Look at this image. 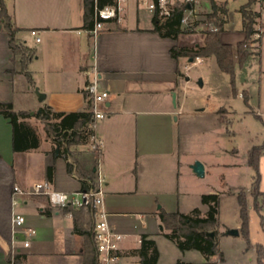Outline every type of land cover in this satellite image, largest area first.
<instances>
[{"label": "crops", "instance_id": "crops-1", "mask_svg": "<svg viewBox=\"0 0 264 264\" xmlns=\"http://www.w3.org/2000/svg\"><path fill=\"white\" fill-rule=\"evenodd\" d=\"M3 3L12 27L17 29L15 43L30 53L23 69L21 56L13 55L0 23V103L11 104L15 112H27L28 117L23 120L33 128L35 120H39L35 114L42 108L64 114L87 111L85 86L91 75L87 76L86 70L94 68L99 87L108 92L107 116L98 122L96 133L103 140L101 163L107 220L122 235L119 264H140L139 256L133 252L140 247L142 234L155 243L156 264H227V256L220 253L219 260L218 252L208 259L202 257V263L193 259L195 250L181 252L164 236L168 232L158 217L160 210L190 214L198 209L201 216L207 211L200 197L209 191L181 192L179 184L175 185V180L179 182L181 177L182 165L179 139L174 131V123L178 121L175 115L187 104L181 68H188L191 61L187 57L174 59L169 50L175 44L185 45L179 44L178 38L175 41L152 31V17L149 14L148 21H144L135 0L127 1L121 22L106 24L95 37L84 27L83 0H3ZM201 3L206 5L209 1ZM261 8L264 9V2L257 0L253 10ZM239 20L238 31L223 30L220 35L223 43L233 45L243 40L240 13ZM33 30L39 42L30 34ZM262 38L264 34L260 44ZM29 41L37 45L30 46ZM36 89L44 95L42 100ZM186 116L183 115V121ZM217 121L220 122L218 118ZM87 144L88 141L76 145L71 151H84ZM41 145L42 181H47L46 167L53 166L50 183L55 189L71 192L82 188L78 171L77 178L68 171L67 160L73 157L67 153L58 156L54 142L52 151L48 142L42 144L39 140L36 149L13 152L11 124L0 114V264H12L9 258L14 254L22 256V264H82L83 240L73 231L70 211L53 208L44 196L30 197L23 205L13 207V185L33 184L21 175L25 160L20 161V157ZM82 154L91 158L86 150ZM15 213L25 218L18 229L12 223ZM237 215L239 218V206ZM216 219L214 230L219 251L218 240L231 235L219 227L218 215ZM29 228L34 233H26ZM230 229L239 232V222ZM26 240L29 245L24 247ZM247 250L241 251V256ZM248 256L256 264L255 253ZM243 260L237 253L231 264H244Z\"/></svg>", "mask_w": 264, "mask_h": 264}, {"label": "rangeland", "instance_id": "rangeland-1", "mask_svg": "<svg viewBox=\"0 0 264 264\" xmlns=\"http://www.w3.org/2000/svg\"><path fill=\"white\" fill-rule=\"evenodd\" d=\"M216 1H218L217 4H223L227 9L222 17L226 24H224L225 27L223 25V30L238 31L240 21L238 10L247 0ZM207 4L200 3L198 7V19L202 22L205 20V14L209 12L210 4ZM139 14L144 21H148L149 13L142 6H139ZM257 22L255 19L253 32L257 28ZM182 30L177 40L179 44L188 47L203 44L204 33L202 31ZM262 34H264V26L258 37L251 34L247 40L245 48L249 56L241 68L238 66L235 68V94L232 91L230 77L219 69L214 57L199 58L200 62L194 59L188 63V68H181L183 73L181 79L184 83L187 104L180 111V115H175L178 121L174 123V131L179 139L182 161L181 177L178 179L179 182L175 180V185L179 184L178 188L181 192L185 189L209 191L204 194L218 192V223L227 235L228 231L233 230L230 227L235 223L239 222L240 228L236 194L241 191L246 194L248 250L245 255L241 256V251L247 248L246 240L241 234L218 240V259L220 260L221 254L226 255L227 264L233 262L237 253H239V259L244 257V264H255L254 260L249 261L248 255L254 256L255 245L264 246V194L257 198V204L261 206L258 214L250 196L255 173L246 162L247 151L252 146L264 144V38L260 44ZM35 44L37 45L34 41H29L28 45L34 46ZM20 49L25 57L30 53L23 47ZM244 95L246 100L243 98ZM194 109H199V111H193ZM185 114L187 115L186 120L183 121ZM255 114H258L259 118L255 117ZM217 118L222 119V122L218 123ZM33 128L40 142L42 144L48 142L52 151L54 145L51 137L45 133L44 123L41 120H35ZM40 149L42 145L38 150L20 157V161L25 160L21 175L26 176L33 184L43 180V156ZM83 150H75L73 153L78 155L76 163H79V166L85 170L92 161L91 158L83 157L82 153L86 149ZM69 161L74 162L72 159ZM195 161L206 163L202 177L193 173L190 167ZM259 174V189L264 192V155L259 159ZM188 176H191L194 181H191ZM166 254L168 255V251ZM193 254L196 256L193 258L195 261L203 262L200 253L195 251Z\"/></svg>", "mask_w": 264, "mask_h": 264}, {"label": "trees", "instance_id": "trees-1", "mask_svg": "<svg viewBox=\"0 0 264 264\" xmlns=\"http://www.w3.org/2000/svg\"><path fill=\"white\" fill-rule=\"evenodd\" d=\"M97 6L100 8L106 4L112 3L113 0H96ZM209 12L205 15L209 21L216 26V31H205L203 37V44L201 46L186 47L175 44L169 50L172 58L187 57L194 60L198 58L214 57L219 69L227 74L231 80L232 91L235 94V68L242 67L249 56L245 46L247 40L253 33V24L258 16V13L253 10V6L257 0H247L245 4L241 5L238 12L241 16V30L244 34L243 40L232 46L228 43H223L220 40L221 32L223 31L224 20L223 15L226 14L227 9L223 4H217L213 0H208ZM264 2V0H260ZM84 8V27L91 29L92 14H93V0H83ZM184 6H175L174 10L166 17L153 16L152 31L157 32L161 37H167L172 40H177L178 36L183 32L180 28V19ZM0 23L8 35V45L11 48L13 55H20L23 62L27 57L21 53L20 46L15 43L14 34L17 31L13 28L10 19L7 15L3 0H0ZM27 51L30 52L29 49ZM25 75L30 80L27 72ZM245 96V95H244ZM246 100V96L243 97ZM0 114L9 120L12 127V150L13 152H25L36 149L39 146V137L36 131L30 127L23 119L28 117L27 112H15L11 104L0 103ZM35 117L44 123L45 133L52 138V141L57 146L58 156L61 153L70 154L73 157L72 163L77 164L76 170L78 174L83 177H89L91 170H83L77 162L71 148L85 144L88 141L89 131L87 123L90 118L88 111L79 113H58L52 112L48 108H42L39 114ZM255 117L259 118L258 114ZM222 122V119L219 120ZM62 149V151H61ZM264 155V144L252 146L247 151L246 162L255 173L251 183L250 196L254 201V208L260 213L261 206L257 204L258 196L264 194L259 189L260 174H259V159ZM68 171L71 170V164L67 165ZM46 180L51 182L54 175V167H46ZM82 182V187L84 182ZM236 200L239 206V233L245 238L247 248L249 246L248 239V211L247 199L245 192L241 191L236 194ZM200 201L207 206V211L204 216L200 215L198 209H193L190 214H182L179 212L167 213L160 210L158 217L163 225V228L168 232L164 236L173 241L176 247L181 251L195 250L202 255L204 259L215 255L217 253V232L214 227L217 225V213L219 206V194H202ZM70 211L73 219V231L82 237V245L80 256L82 264H100L98 261L96 243L92 232L93 217L90 210H71L69 208L63 209ZM261 217V215H260ZM255 262L256 264H264V246L255 245ZM133 253L140 258V264H156L158 252L155 243L148 235L142 234L140 236V247ZM12 264H22V256L14 254L9 258ZM222 259V256H220ZM175 264H191L176 262Z\"/></svg>", "mask_w": 264, "mask_h": 264}, {"label": "built area", "instance_id": "built-area-1", "mask_svg": "<svg viewBox=\"0 0 264 264\" xmlns=\"http://www.w3.org/2000/svg\"><path fill=\"white\" fill-rule=\"evenodd\" d=\"M128 0H113L112 3L106 4L102 7L97 6V1L93 0V14L92 27L88 33L95 37L106 24L121 22L124 12L126 10ZM203 0H135L137 6H142L151 17L154 15L158 18L166 17L174 10L175 6H184L182 16L180 19V28L188 32L195 31H216L217 28L213 22L198 19V7ZM138 6V7H139ZM256 17L257 28L252 33L259 36L262 26H264V9L257 11ZM185 32V31H184ZM30 34L35 37V41L39 42L40 38L36 31H31ZM200 62L199 58H195ZM85 74L90 76L85 86V93L88 102V113L90 118L87 123L89 131L88 144L86 152L91 156V175L89 177L81 178L84 186L77 190L66 192L55 189L48 181L35 182L28 187H21L14 184L12 187V203L13 207L23 205L30 197L44 196L47 198L49 204L57 209L63 210L69 208L71 210H90L93 217L92 232L96 243L98 261L100 264H119V243L122 235L114 231L108 223L107 212L104 208L105 201V175L102 171L101 163V149L103 147V140L96 133V127L99 121L107 116L105 110V102L108 97V92L99 87L97 72L93 69L85 71ZM71 164V176H76V165L69 160ZM87 169V170H88ZM13 227L15 229L21 228L25 223V218L20 213H15L12 218ZM26 233L32 234V229H27ZM28 241L23 242V246L27 247Z\"/></svg>", "mask_w": 264, "mask_h": 264}, {"label": "water", "instance_id": "water-1", "mask_svg": "<svg viewBox=\"0 0 264 264\" xmlns=\"http://www.w3.org/2000/svg\"><path fill=\"white\" fill-rule=\"evenodd\" d=\"M190 61H192V59L190 58ZM199 84H201V82H199ZM36 93H37V97L42 100L44 98V95L39 93L38 90L36 89ZM41 110H38V113H40ZM55 153H57V148L55 149ZM191 169L193 171V173H195L197 176L202 177L204 174V168H203V164L199 161H195L191 166ZM160 228H162L160 226ZM228 235H238V230L233 229L227 232Z\"/></svg>", "mask_w": 264, "mask_h": 264}]
</instances>
